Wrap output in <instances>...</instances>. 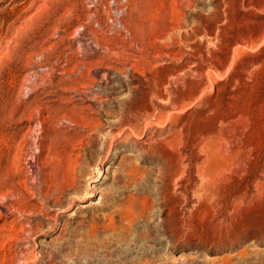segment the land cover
Returning <instances> with one entry per match:
<instances>
[{"label":"rangeland","instance_id":"obj_1","mask_svg":"<svg viewBox=\"0 0 264 264\" xmlns=\"http://www.w3.org/2000/svg\"><path fill=\"white\" fill-rule=\"evenodd\" d=\"M0 264H264V0H0Z\"/></svg>","mask_w":264,"mask_h":264},{"label":"bare ground","instance_id":"obj_2","mask_svg":"<svg viewBox=\"0 0 264 264\" xmlns=\"http://www.w3.org/2000/svg\"><path fill=\"white\" fill-rule=\"evenodd\" d=\"M205 82V81H204ZM165 83V82H164ZM172 83V82H171ZM202 83V80L197 84L198 86L200 85ZM197 86V87H198ZM202 87V86H201ZM168 90V89H167ZM185 91V90H184ZM190 92V91H189ZM188 92V93H189ZM192 92V91H191ZM185 93V92H184ZM160 95H162V94H160ZM192 95V94H191ZM184 96V95H183ZM185 96H186V94H185ZM188 96V95H187ZM161 97V96H160ZM163 97H166V96H163ZM183 98V97H182ZM188 98V97H187ZM186 98V99H187ZM165 99V98H164ZM175 99V98H174ZM177 99H181V98H177ZM184 99V98H183ZM181 102V101H180ZM179 103V102H178ZM176 106V105H175ZM154 107V106H153ZM182 107V106H181ZM169 108V107H168ZM172 108V107H171ZM180 109V108H179ZM181 109H183V108H181ZM149 114V113H148ZM152 116H153V114H152ZM148 117V116H147ZM132 125H131V128H132V130H135V128H134V126L133 125H135V124H133V123H131ZM136 126V125H135ZM185 126V125H184ZM186 130V129H185ZM136 131V130H135ZM180 138H182V141L180 142V144H181V153L182 154H180V156H179V159L177 160V164H178V169H177V172H179L180 171V174L182 173V172H185L186 170H189V167H190V164L189 163H187L185 166H183V165H181V162L183 161V160H186L187 161V153H185V151H184V144H186L187 143V141L189 140V138L187 137V136H185V134H183L182 136H181V132H178V133H175V134H173L172 135V137H171V139H170V142L171 143H179L177 140H180ZM208 138H207V136L206 135H204V134H200V135H198V137H196L195 138V140L196 141H198L199 143H201V141H203L204 143L206 142V140H207ZM195 140H191L190 139V146H189V148L190 149H193L194 147L196 148V146H195V144H194V141ZM194 145H193V144ZM189 144V143H188ZM172 145V144H171ZM199 146V145H198ZM176 147H178V146H176ZM200 147V146H199ZM192 166V165H191ZM191 168V167H190ZM190 172V171H189ZM188 172V173H189ZM179 174V173H178ZM185 175V174H184ZM205 175V177L203 178L204 179V181L203 182H205L206 184L207 183H211V181H216V177L214 176V175H212L210 172L209 173H205L204 174ZM183 177V176H182ZM193 177H195V176H193ZM215 177V178H214ZM183 178H185V177H183ZM188 178V177H187ZM194 179V178H193ZM217 182V181H216ZM198 183V182H197ZM193 184V183H192ZM213 184V183H212ZM204 185V184H203ZM215 185V184H214ZM170 186V185H169ZM211 186V185H210ZM210 186H206V187H210ZM200 187V186H199ZM167 188V187H166ZM174 188H177L176 186L174 187ZM209 189V188H208ZM173 190H175V189H173ZM203 190V189H202ZM204 190H206V188L204 189ZM184 191V190H183ZM180 192V191H179ZM182 192V191H181ZM206 192V191H205ZM202 193V192H201ZM209 193V192H208ZM208 193H206V194H208ZM211 193V192H210ZM174 194V193H173ZM173 194H172V191L168 188V190H166V191H164V194H163V196H162V198H161V202H163L165 205H166V207H165V209H164V211H163V214H164V219L162 220V224L163 223H165V228H169V231H170V233H174V230L173 229H175V228H173V227H175V225H176V223H175V218L179 215L178 213H177V211H179V210H177L176 209V207H175V203H174V199H173ZM178 194V193H177ZM200 194V193H199ZM216 192H215V194L214 193H211L210 195H212L213 197H215L216 196ZM180 195H181V193H180ZM184 195V194H183ZM183 195H181V196H183ZM198 195V194H197ZM204 195V194H203ZM178 196H179V194H178ZM186 196V195H185ZM187 197V196H186ZM200 198V197H199ZM211 198V197H210ZM216 198V197H215ZM221 198V197H220ZM220 198H219V200H220ZM202 199V198H201ZM203 199H204V196H203ZM177 200V199H176ZM182 200V199H181ZM205 200V199H204ZM186 201V200H185ZM207 201V200H206ZM196 202V201H195ZM204 202V201H203ZM197 203V202H196ZM196 203H195V205H196ZM205 204H206V202H204ZM210 203V202H209ZM216 203H218V199L216 200ZM223 203V202H222ZM186 204H187V202H186ZM213 204V203H212ZM176 205H177V203H176ZM200 205H202V204H200ZM215 205V204H214ZM180 206V205H179ZM222 206V205H221ZM220 206V207H221ZM194 209H195V207H193ZM198 208V207H197ZM179 209H181V208H179ZM193 209V210H194ZM213 209V208H212ZM215 209V208H214ZM218 209V208H217ZM196 210V209H195ZM220 210V209H219ZM186 211V210H185ZM206 211H207V209H206ZM208 212V211H207ZM181 214V213H180ZM184 215V214H183ZM207 215V214H206ZM180 216V215H179ZM181 217V216H180ZM204 217H206V216H204ZM182 218V217H181ZM186 218V217H185ZM183 221V220H182ZM181 221V222H182ZM185 221H187V220H185ZM185 223V222H184ZM184 223H182V224H184ZM181 224V225H182ZM179 226H180V224H179Z\"/></svg>","mask_w":264,"mask_h":264}]
</instances>
